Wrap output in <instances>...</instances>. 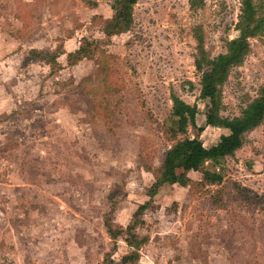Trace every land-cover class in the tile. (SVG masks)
I'll use <instances>...</instances> for the list:
<instances>
[{
  "label": "rangeland",
  "instance_id": "1",
  "mask_svg": "<svg viewBox=\"0 0 264 264\" xmlns=\"http://www.w3.org/2000/svg\"><path fill=\"white\" fill-rule=\"evenodd\" d=\"M114 1L0 0V264H104L110 193L126 228L176 141L209 148L228 134L197 129L208 102L195 37L211 57L225 53L240 0H138L131 28L107 37ZM86 42L89 56L68 57ZM263 85L264 32L223 86V115L239 116ZM172 95L198 110L177 139ZM239 136L234 156L206 165L220 185L192 171L189 186L160 188L137 227L148 240L135 264H264V123ZM129 251L119 238L113 259Z\"/></svg>",
  "mask_w": 264,
  "mask_h": 264
},
{
  "label": "trees",
  "instance_id": "2",
  "mask_svg": "<svg viewBox=\"0 0 264 264\" xmlns=\"http://www.w3.org/2000/svg\"><path fill=\"white\" fill-rule=\"evenodd\" d=\"M138 0H115L114 16L105 26L107 37L127 32L133 23V9ZM241 13L236 25L238 36L227 41L225 53L211 57L204 46L203 36H196L195 67L201 75V97L208 102V110L205 113V126L197 127L198 110L184 102L176 95H172V124L168 129L173 139L179 135H186L190 126L197 127L202 132L205 127L222 128L228 134L222 135L217 144L207 148L199 144L197 138H185L178 140L164 154L162 164L155 182L150 187L148 195L150 200L139 206L133 216L132 222L123 228L113 220L116 197L115 192L110 193V212L104 216V227L109 237L114 242L111 253L107 254L104 264H135L141 258V248L147 243V238H142L137 233V227L142 224V216L145 211L153 206V199L160 188L165 184H179L187 187L191 183L189 172H199L203 181L209 185H220L224 176L221 172L211 171L206 168L209 163H219L227 157H232L244 145V140L239 136V130L253 131L264 123V85L261 86L258 96L251 101L239 116L230 118L223 115L224 103L222 89L228 80L231 70L240 66L251 51V40L259 37L264 32V11L261 10L255 0H240ZM202 4L191 0V8L198 9ZM86 42L75 53L69 54V58L80 61L89 56ZM48 53V52H47ZM50 53V52H49ZM92 53V49H91ZM35 58H40L41 52L34 51ZM46 58H42L47 60ZM55 63L57 56H52ZM71 61V60H70ZM51 63V62H50ZM122 238L130 249L119 262L113 259V251L117 249V240Z\"/></svg>",
  "mask_w": 264,
  "mask_h": 264
}]
</instances>
